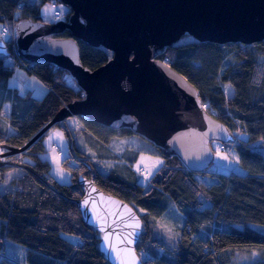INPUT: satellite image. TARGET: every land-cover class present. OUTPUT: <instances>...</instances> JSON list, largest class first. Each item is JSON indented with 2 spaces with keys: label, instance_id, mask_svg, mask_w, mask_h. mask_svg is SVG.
<instances>
[{
  "label": "trees",
  "instance_id": "obj_1",
  "mask_svg": "<svg viewBox=\"0 0 264 264\" xmlns=\"http://www.w3.org/2000/svg\"><path fill=\"white\" fill-rule=\"evenodd\" d=\"M45 2L49 0H0V26L11 29L20 20L43 22L40 6ZM63 16L67 20L68 10ZM52 37L71 35L65 31ZM12 39H2L8 55H0V115L2 105L8 103L6 125L11 131L0 126V146L4 148L23 146L62 108L84 97L61 69L44 63L16 69ZM77 45L80 63L90 71L112 57L102 47L80 41ZM155 59L186 78L201 102L216 111L214 119L235 135L233 142L221 145L219 155H225L236 171L191 173L178 158L128 128L110 130L86 119L77 118L75 124L68 119L55 126L69 139L71 156L60 164L70 175L67 184L57 182L50 175V164L39 157L46 134L21 157L5 160L2 179L10 168L21 167L23 173L10 180L7 191L0 192V264H18L4 255L6 240L25 249L19 264H108L99 250L100 234L84 223L77 208L82 196L79 177L92 178L103 193L136 212L142 228L135 251L142 264H233L238 254L254 256V264H264V233L250 228L264 227V154L249 146L258 140L264 144V41L251 45L199 43L185 35L158 51ZM15 70L36 77L46 93L39 99L28 90L19 94L10 87ZM73 131L84 137L88 153L76 148ZM111 140L117 150L108 147ZM127 142L132 144L122 151ZM211 148L215 153L214 145ZM141 155L162 162L145 184L132 166ZM199 177L209 184H201ZM168 209L182 219L172 243L160 222Z\"/></svg>",
  "mask_w": 264,
  "mask_h": 264
},
{
  "label": "water",
  "instance_id": "obj_2",
  "mask_svg": "<svg viewBox=\"0 0 264 264\" xmlns=\"http://www.w3.org/2000/svg\"><path fill=\"white\" fill-rule=\"evenodd\" d=\"M68 8L55 23L20 20L14 51L26 64L44 63L70 75L83 99L62 108L19 148H6L0 160L23 153L58 124L82 118L110 130L128 128L191 173L207 170L212 143L235 140L228 128L202 109L197 90L158 51L183 36L199 43L251 45L264 41V0H55ZM68 31L70 38H54ZM77 41L104 48L111 59L90 71L80 63ZM1 56H7L0 39ZM130 118V121L124 120ZM77 201L86 225L99 234V250L108 264H142L135 244L142 223L125 202L103 193L92 178H78ZM87 201V203H85Z\"/></svg>",
  "mask_w": 264,
  "mask_h": 264
},
{
  "label": "rangeland",
  "instance_id": "obj_3",
  "mask_svg": "<svg viewBox=\"0 0 264 264\" xmlns=\"http://www.w3.org/2000/svg\"><path fill=\"white\" fill-rule=\"evenodd\" d=\"M45 9H47V11H45ZM57 9L60 11L61 13V17L59 19H56L53 14H52V10L50 8V5L48 2H45L44 4H42L40 6V14L42 17L43 22L45 23H55L59 20L63 19V15L67 12L68 8L61 4V3H57ZM15 24L14 26L13 24H11V29L13 30L14 28V33L16 34L15 31ZM4 39L5 35L1 34V26H0V39ZM27 74V73H25ZM69 75V74H68ZM27 79L24 81H20V84H17V89L19 90L20 93L24 92V90H28L31 92L32 96L34 98H41L45 93H46V88L45 86L34 76L32 75H26ZM70 77V75H69ZM71 78V77H70ZM72 79V78H71ZM74 84L75 85V81L72 79V82L69 81V84ZM77 86V85H76ZM224 91H227V87L223 88ZM2 111H1V115H0V126L3 128H6V131L11 133V131H9L7 125H6V119L7 116L9 115V104L5 103L2 105L1 107ZM124 120L126 121H130V118L128 117H124ZM4 124V125H3ZM74 144L76 146V148L84 153H88V147H87V142H85L84 137L78 132V131H73L71 133ZM234 135V134H233ZM235 136V135H234ZM134 137H132V140ZM129 139V138H128ZM115 141H109L108 147L114 148L115 150H117V148L114 145ZM130 142H127L126 144H129ZM42 146H43V151H41L39 153V157L43 160L48 159V161H50V163H52L53 165H58L60 164V162L67 158V156H71V151L69 149V139L64 135L63 130L60 127H54L53 129H51L50 131H48L46 133V135L43 137L42 142H41ZM132 144V143H130ZM214 145V149H215V156H214V160L212 162V165L208 168L209 171H218L219 170V160H222L223 165H226V167L222 170L227 171V169L231 170L234 169L233 171H236L235 168L236 166L233 165L231 167V163L229 160H226L225 158H221V157H226L225 155H219L216 153V147H217V143L213 144ZM55 146L58 148L61 156L58 155L57 151L53 150L52 147ZM251 149H254L256 151L261 152L262 154H264V144H262V142L260 140L255 141L253 143H251L250 145ZM69 150L68 154L67 151ZM22 153L19 154H15L13 156L16 157H21ZM10 158V157H8ZM7 158V159H8ZM227 158V157H226ZM92 159H96L94 157H92ZM229 162V163H228ZM133 167H135L134 169L139 171L140 168L139 166L136 165H132ZM144 172V170H143ZM142 173V177L143 179H141L142 183H147V177L145 172ZM23 173V170L21 167H17V168H10L7 169L3 172V179L0 182V192H5L8 190L9 188V182L13 177H16L17 175H21ZM150 176H152L151 174H149ZM151 178V177H149ZM148 178V179H149ZM199 182L202 184H209V180L204 179L203 177H199L198 178ZM160 222H164V229L166 232V239L172 243L173 239L175 238L174 236L176 235V232L178 231V228L181 226L182 224V219L175 213L174 210L172 209H168L162 219L160 220ZM169 222V223H166ZM250 228H253L255 230H258L260 232L264 233V227H260V226H254V225H250ZM4 255L7 257H9L12 261H15L19 264V262H22L24 259V255H25V249L23 247H21L18 244H15L13 242H10L8 240L5 241V246H4ZM255 257L254 256H245V255H237L234 260L235 262L233 264H254L255 261Z\"/></svg>",
  "mask_w": 264,
  "mask_h": 264
},
{
  "label": "crops",
  "instance_id": "obj_4",
  "mask_svg": "<svg viewBox=\"0 0 264 264\" xmlns=\"http://www.w3.org/2000/svg\"><path fill=\"white\" fill-rule=\"evenodd\" d=\"M26 75L27 74H25V72L22 71V70H15L14 71L12 80L10 82V87L15 88L18 91L19 94L24 93L25 90H24V92L20 93L19 90L17 89L18 88L17 87V84H20V81L21 80L22 81L26 80L27 79V76ZM70 121H72L71 123H74L75 124V122H77V119L71 118V119H69V122ZM77 125L78 126H76V128H79L80 127L79 126V123H77ZM116 142H119L120 143L122 141L121 140H117ZM122 145H124L122 147V151L125 150L124 147L130 146V145H127L126 143H123ZM68 152H69V150L67 151V154H68ZM59 156H61V154ZM221 158H225L226 160H229L228 158H226L224 156L221 157ZM45 160L50 164V167H51L50 168V175L57 182L62 183V184H67L69 182V180H70V175H69V173L65 169H63L61 167V165H60L61 162L58 165H53L52 163H50V161H48V159H45ZM133 164L136 165V166H139V168H142V170H144V172L146 174V177L148 179L149 177H151L149 174L153 175L157 171V169L161 166L162 162L157 157H151V156H148V155H141V156H139L136 159L135 163H133ZM217 166H219V170L217 172H220V170H222V169H224L226 167V165H223L222 160H219V163H218Z\"/></svg>",
  "mask_w": 264,
  "mask_h": 264
},
{
  "label": "built area",
  "instance_id": "obj_5",
  "mask_svg": "<svg viewBox=\"0 0 264 264\" xmlns=\"http://www.w3.org/2000/svg\"><path fill=\"white\" fill-rule=\"evenodd\" d=\"M49 5H50V8H51V10H52V14H53V16L55 17V13H56V5H57V2L55 1V0H49ZM59 12V11H58ZM59 15H61L60 13H59ZM1 34H3V35H5L6 37H9V36H11V37H13V43H15V39H16V34L14 33V31H12L9 27H6V26H2L1 27ZM15 52V51H14ZM15 56H16V63H15V68L16 69H20V67H23V69H28V64H26V63H24L23 61H21L18 57H17V55L15 54ZM7 60H10V58H8ZM206 106V107H205ZM202 109H204L206 112H207V114H209V115H211V116H213V117H216L217 116V113H216V111L214 110V109H212V108H209L208 107V105L207 104H205V103H202ZM222 144H218L217 145V147H216V153L217 154H221L222 153V146H221ZM52 149L53 150H55V151H57V153H58V155H60V152H59V150H58V148L57 147H55V146H53L52 147ZM6 152V149L4 148V147H2V146H0V160H1V156L4 154ZM231 154H233L232 153V151L231 150H229V152L227 153V155H231ZM134 169V168H133ZM134 171H135V173L140 177V179H143V177H142V173L141 172H143V170H142V168H140V170L139 171H137V170H135L134 169ZM144 173V172H143Z\"/></svg>",
  "mask_w": 264,
  "mask_h": 264
},
{
  "label": "snow or ice",
  "instance_id": "obj_6",
  "mask_svg": "<svg viewBox=\"0 0 264 264\" xmlns=\"http://www.w3.org/2000/svg\"><path fill=\"white\" fill-rule=\"evenodd\" d=\"M45 11H47V9H45ZM55 18L56 19H59L60 18V15H59V12L58 11H56V13H55ZM0 51H4V49L2 47H0ZM85 203H87V201ZM132 264H135V257H133Z\"/></svg>",
  "mask_w": 264,
  "mask_h": 264
},
{
  "label": "flooded vegetation",
  "instance_id": "obj_7",
  "mask_svg": "<svg viewBox=\"0 0 264 264\" xmlns=\"http://www.w3.org/2000/svg\"><path fill=\"white\" fill-rule=\"evenodd\" d=\"M71 119V118H70ZM74 119H77V118H74Z\"/></svg>",
  "mask_w": 264,
  "mask_h": 264
}]
</instances>
